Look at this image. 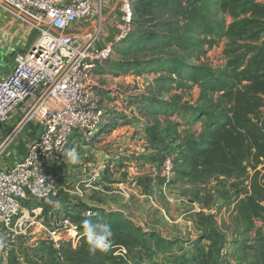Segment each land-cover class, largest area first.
Segmentation results:
<instances>
[{
  "label": "rangeland",
  "instance_id": "rangeland-1",
  "mask_svg": "<svg viewBox=\"0 0 264 264\" xmlns=\"http://www.w3.org/2000/svg\"><path fill=\"white\" fill-rule=\"evenodd\" d=\"M204 1L211 7L212 18L217 16L225 19L226 23L232 21L231 17L219 11L215 4L218 0ZM151 2H155V5H149ZM259 2L264 3V0ZM173 4V0H134L135 10L140 11L146 20H151L155 13L175 23L182 20V16L171 11ZM191 30L185 33L192 43L183 49L157 44L161 41L148 43L146 39H141L142 34L135 37L133 32L114 46L113 54L100 68L102 73L97 80L106 122L94 136L77 141L76 162L72 166L71 177L73 180L83 178L85 182L92 181L98 185L91 192L95 200L99 201L97 206L91 207L96 217L109 219L110 213L120 214L117 219L123 225H130L134 229L137 227L141 236L142 232H146L152 234H146L148 239L176 241L177 254L172 255L171 262L167 264H181L185 257L197 259V264H219L218 252L224 245L230 248L233 256L242 264H252L257 260V255L249 246L255 244L258 236L264 233V223L259 220L245 221L236 210V197L246 196L254 172L249 161L244 162L246 169L238 178L221 175L210 177L202 172V168L199 171L192 169L190 155L180 153L189 144H196L204 137L203 120L206 117L195 122L191 114L193 110L202 108L222 115L230 106L229 100L221 92L212 91L209 85L203 86L185 77L196 65L209 66L218 72L223 70L228 60L224 52L229 39L223 38L217 45L209 47L200 44L204 36L198 27L193 26ZM39 34V31L34 32L35 41ZM157 45L161 47L157 48ZM0 54L4 57L0 60V71L3 73L12 57H6L3 52ZM173 59L179 60L181 70L186 67L187 72L184 77L171 75V82L172 79H164L170 75L163 69ZM136 62L141 63V75H138ZM141 94L153 95L154 100L143 99L138 103L132 101ZM254 120L259 124L264 123V106ZM11 123L12 120L0 123V139L6 134V126ZM27 145L28 142L18 143L6 159V164L19 161ZM2 163L3 158L0 160ZM140 178L144 181L140 182ZM183 201H187L190 208L192 204L195 208L194 203L200 201L207 206L212 204L213 214L220 218V227L230 237L222 239L217 236L219 244L215 246L208 224L198 225L178 220L182 211L179 203ZM102 202L110 203L109 207L115 210L105 212L100 205ZM198 212L203 213L197 209L191 213L195 215ZM97 222H100L97 225L103 224L104 220ZM70 233L75 234L73 229ZM164 234H171L174 238L167 240ZM205 237L211 245L204 243ZM77 238H80L79 234ZM27 240L24 243L19 240L20 244L16 246L18 249L11 250L14 256L28 257L29 253L36 260H42V264H64L59 253L60 246L55 249L51 245L37 244L30 248L24 245ZM63 242L71 241L63 239ZM149 245L154 247L151 254L156 252L154 241H150ZM167 256L161 253L156 258L164 263ZM26 260L10 261L8 264H32ZM130 262L136 264L137 261L130 257ZM0 264L7 262L0 261Z\"/></svg>",
  "mask_w": 264,
  "mask_h": 264
},
{
  "label": "built area",
  "instance_id": "built-area-1",
  "mask_svg": "<svg viewBox=\"0 0 264 264\" xmlns=\"http://www.w3.org/2000/svg\"><path fill=\"white\" fill-rule=\"evenodd\" d=\"M94 1L0 0L2 8L40 33L31 50L16 55L11 71L0 78V123L12 120L0 139V261L7 264L36 261L29 253L12 254L19 240L28 239L24 245L30 248L44 244L58 249L63 239L78 243V230L66 210L44 204L58 189L62 176L55 169L65 163L75 136L90 138L101 128L105 109L97 90L99 70L114 46L132 32L135 17L134 0H119L115 41L95 46L97 36L68 33L73 22L95 16ZM24 142L22 158L6 164L15 146ZM82 214L94 213L85 209ZM218 254L223 264H242L227 245ZM136 264L163 261L152 256Z\"/></svg>",
  "mask_w": 264,
  "mask_h": 264
},
{
  "label": "trees",
  "instance_id": "trees-1",
  "mask_svg": "<svg viewBox=\"0 0 264 264\" xmlns=\"http://www.w3.org/2000/svg\"><path fill=\"white\" fill-rule=\"evenodd\" d=\"M173 3L171 11L182 16V20L173 23L156 16L155 13L152 14L151 20H146L140 11L135 10L133 35L136 37L142 34L141 39H146L148 43L161 41L162 43L157 44L174 45L182 49L192 43L185 32L192 31L193 26L198 27L204 36L200 44L213 47L221 39H229L224 52L228 60L220 72L205 65L193 66L187 72L186 67L181 70L179 60L175 59L163 69L170 75L164 79H172L173 82L171 75L184 77L187 72L185 77L189 80L203 86L209 85L212 91L221 92L230 103L228 110L222 115L202 108L193 110L191 114L196 119L195 122L206 117L203 120L204 137L196 144L191 143L178 152L188 153L192 169L199 171L202 168V172L210 177L221 175L238 178L246 169L244 162L249 161L254 172L250 177L246 196L236 197V210L239 217L245 221L259 220L264 223V126L254 120L264 106V3L259 0L216 1L219 11L231 17L230 23L217 16L212 18L211 7L204 0H173ZM150 4L154 6L155 2ZM140 64H135L138 65V75L142 74ZM143 95L145 94L137 95L132 101L138 103L143 99L154 100L153 95ZM105 120L106 116L101 127ZM87 208L94 211L91 207ZM75 209L66 210V215L75 224L80 238L76 247H73L72 242H60L59 253L64 264H126L130 262V254L137 248L152 250L148 246L150 241H154L157 248L152 256L161 253L168 255L163 264L171 262L172 255L177 254L176 241H166L163 238L148 239L146 232H142L141 236L137 227L134 229L130 225H123L120 219H117L120 214L110 213L109 219H102L96 217L95 212L86 216ZM85 219L94 224L100 223L98 220H104L103 224L111 227L113 235L107 252L89 251V245L83 235L82 223ZM249 247L254 249L257 255V260L252 264H264V233ZM192 258H183L181 264H197L198 260ZM218 260L219 264H223L219 257Z\"/></svg>",
  "mask_w": 264,
  "mask_h": 264
},
{
  "label": "crops",
  "instance_id": "crops-1",
  "mask_svg": "<svg viewBox=\"0 0 264 264\" xmlns=\"http://www.w3.org/2000/svg\"><path fill=\"white\" fill-rule=\"evenodd\" d=\"M93 11L95 16L91 18H82L73 22L68 30V33L82 36H97L95 46H102L113 43L115 41L116 35L118 34L119 25L121 22L119 0H101V2L100 0H95L93 4ZM99 13H101L102 15L100 19L97 18ZM35 31L38 30H36V28H34L27 21L18 18L17 16L0 6V53L3 52L6 57H12V61L6 68V70L3 73H1L0 71V78L6 76L11 71L14 65V57L16 55L25 56L38 41L40 34L36 41L33 39ZM2 58L4 57H2L0 54V60ZM261 125L263 126L264 123H261ZM81 138H83V136H75L73 145L71 146L70 150H74L75 152V146H77L78 143L77 141L79 139L81 140ZM73 165L74 163H72L71 159L67 156L65 163L55 169L56 172L61 173L62 180L59 183L58 189L52 196L51 200L44 204L46 205V207L50 205L60 210H72L76 208L75 210L83 213L85 209H88L87 207H95L99 204V201L97 202L95 200L96 197L91 193L93 189L98 188V185L92 183V181L85 182L86 180H82L83 178H81V180H73V178L71 177L73 173ZM139 180L140 182L144 181L143 178H140ZM123 203L125 202L123 201ZM179 204L181 205L179 206V208H181L182 211L181 215L178 217V220L183 223L194 222L198 225L208 224V229L212 232V235L215 239L213 241L215 246L219 244L217 236H220V238L222 239H228V237H230V234L225 232L222 227H220V218L213 214L214 210L212 204L209 203L207 206L200 201V203H194L195 208L193 204L191 205L192 208H190V206L187 204V201H183ZM100 205L105 210V212H109L113 209L115 210L114 207H112V209L109 207V205H111L110 203L105 204L104 202H102ZM196 209L200 212L203 211V213L199 214L198 212L195 215L192 214L191 212H195ZM163 237L167 240L174 238V236H172L171 234H164ZM196 237L197 235L193 238ZM203 240L207 245H211V242L207 240V237L203 238ZM149 247L151 249L154 248L152 245H149ZM157 256L158 254L153 255L154 258H156ZM130 257L135 262L144 259H150L151 250L139 247L130 254ZM174 261L178 262L177 260ZM126 264H133V262H129Z\"/></svg>",
  "mask_w": 264,
  "mask_h": 264
},
{
  "label": "clouds",
  "instance_id": "clouds-1",
  "mask_svg": "<svg viewBox=\"0 0 264 264\" xmlns=\"http://www.w3.org/2000/svg\"><path fill=\"white\" fill-rule=\"evenodd\" d=\"M67 156L72 163L76 162L74 150H69ZM83 235L89 245V251L95 253L97 250L107 252L111 246L113 235L111 227L107 224H94L91 220L85 219L82 223Z\"/></svg>",
  "mask_w": 264,
  "mask_h": 264
},
{
  "label": "flooded vegetation",
  "instance_id": "flooded-vegetation-1",
  "mask_svg": "<svg viewBox=\"0 0 264 264\" xmlns=\"http://www.w3.org/2000/svg\"><path fill=\"white\" fill-rule=\"evenodd\" d=\"M31 262H32V264H42V260H36V261L35 260H31ZM22 264H25V263H22Z\"/></svg>",
  "mask_w": 264,
  "mask_h": 264
}]
</instances>
